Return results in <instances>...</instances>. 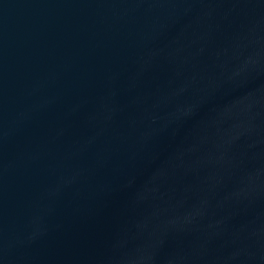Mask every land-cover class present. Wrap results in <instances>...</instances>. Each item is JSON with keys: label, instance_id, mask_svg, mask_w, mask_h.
Instances as JSON below:
<instances>
[{"label": "water", "instance_id": "obj_1", "mask_svg": "<svg viewBox=\"0 0 264 264\" xmlns=\"http://www.w3.org/2000/svg\"><path fill=\"white\" fill-rule=\"evenodd\" d=\"M0 264H264V0H0Z\"/></svg>", "mask_w": 264, "mask_h": 264}]
</instances>
